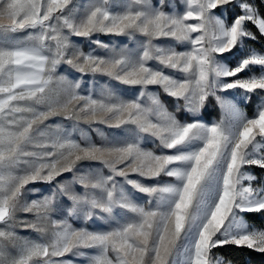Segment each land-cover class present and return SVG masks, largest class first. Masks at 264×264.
<instances>
[{"label":"snow or ice","instance_id":"snow-or-ice-1","mask_svg":"<svg viewBox=\"0 0 264 264\" xmlns=\"http://www.w3.org/2000/svg\"><path fill=\"white\" fill-rule=\"evenodd\" d=\"M257 34L254 0H0V264L264 255Z\"/></svg>","mask_w":264,"mask_h":264},{"label":"rangeland","instance_id":"rangeland-1","mask_svg":"<svg viewBox=\"0 0 264 264\" xmlns=\"http://www.w3.org/2000/svg\"><path fill=\"white\" fill-rule=\"evenodd\" d=\"M254 3L256 4V0H254ZM100 38L103 39V40H105L106 42L111 41V42H113V43H118L120 40H125V39H126V38H124V37L113 38V37H107V36H101ZM73 40H74V42L79 43L80 46L83 48V50H85V51L88 50V44H89V41H88L86 38H82V37H74ZM247 45H248L249 47H252V46L249 44V41H247ZM130 46H131V45H130ZM252 48H254V47H252ZM255 49H256V48H255ZM257 50H258V49H257ZM59 71H61V72L64 73V74H71V75H69V78H73V76L79 78V74H78V73H75L74 70L68 68L67 65H62V66L60 67ZM97 79L100 81V83L107 82V80H108L107 77H97ZM85 80H86V81H90V80H91V77L88 76V77L85 78ZM112 83H115V82H112ZM120 87H121V88H128L129 86H120ZM130 91H131V89H130ZM165 97H166V96H165L164 94H161V99L164 100V102L168 105V103H167L166 100H165ZM166 98H168V97H166ZM254 99H255V98H254ZM169 100H171V98H169ZM171 102H172V100H171ZM171 102H170V104L168 105L169 110H174L173 107H172L173 102H172V103H171ZM241 107H244V105H241ZM251 109H252V108H251ZM245 110H246L247 112H249V109H248V108H246ZM249 114H250V113H249ZM177 115H178L179 118H184V115H182V114H180V113H178ZM185 115H186V114H185ZM203 116H204V119H205V120H216V119H219V117H220V112H219V109H218V108L209 109V110H207V111H205V112L203 113ZM61 122H62V123H65V124H69V123H70V122H67V121H63V118H62V117H53V118H51V120L49 121V123H61ZM85 127H87V126H85ZM101 127H103V126H101ZM109 131H110V130H109ZM76 135H77V138H78V134H76ZM91 135L93 136V139H95V140H99V136H98V134H96L95 132H92ZM146 147H152V145H151V144H146ZM250 171H252L254 174H256L255 171H254V168H251ZM256 175H257V174H256ZM65 177H66V178H71V174H65ZM257 177H258V180H259V181L264 182V176L260 177V176L257 175ZM166 179H167V178H166ZM41 187H43V185H41ZM245 219H246V217H245ZM246 220H247V219H246ZM247 222H248V220H247ZM89 223H91V222H89ZM248 223H250V222H248ZM250 224H252V223H250ZM254 225H255V224H254ZM255 226H256V227H260V226H257V225H255ZM263 227H264V226H263ZM20 234H21V235L32 236L33 238L35 237V233H32L31 231H24V230H21Z\"/></svg>","mask_w":264,"mask_h":264},{"label":"trees","instance_id":"trees-1","mask_svg":"<svg viewBox=\"0 0 264 264\" xmlns=\"http://www.w3.org/2000/svg\"><path fill=\"white\" fill-rule=\"evenodd\" d=\"M256 5L259 6L261 11H264V4H261V0H256ZM255 31V29H253ZM258 39L257 41H249V44L258 49L261 50L262 46H264V39L259 37V34H257ZM166 102L168 105L170 104L171 100L169 98L165 97ZM172 103V102H171ZM249 109V112L251 114V106L247 107ZM255 173L262 177L264 176V171H261L258 168H254ZM246 219L248 222L255 224L257 226L263 227L264 226V216L260 214H247ZM220 254L225 255L228 259H231L234 261V264H244V262L251 261V264H264V255H260L254 252H250L246 249H237L235 247H227L224 249L219 250Z\"/></svg>","mask_w":264,"mask_h":264}]
</instances>
